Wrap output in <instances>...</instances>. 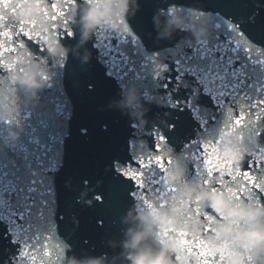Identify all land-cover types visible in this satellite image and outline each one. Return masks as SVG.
Masks as SVG:
<instances>
[{"label":"clouds","instance_id":"clouds-1","mask_svg":"<svg viewBox=\"0 0 264 264\" xmlns=\"http://www.w3.org/2000/svg\"><path fill=\"white\" fill-rule=\"evenodd\" d=\"M47 3L48 0H22L13 19L38 22ZM141 7V0H73L66 10V25L38 23L41 39L33 41L38 48L25 43L26 58L12 61L10 69L3 68L0 152L16 148L28 134L25 114L40 110L44 93L50 87V80L45 76L53 74L51 69L57 65L64 69L70 57L79 61L80 67L89 65L93 49L98 48L97 34L109 38L119 36L125 27L130 30L129 20ZM218 15L206 8L205 0H193L189 6L172 4L167 9L157 8L152 16L154 40L160 44L183 34L176 46L185 48L210 41L215 32L210 18ZM66 36L75 39V43L67 42ZM90 42L92 48L88 47ZM168 72L169 66L163 60L154 59L146 73L152 78L151 86L142 83L143 79L129 78L126 83H119L117 96L101 110H117L138 132L148 131L163 137L165 130L174 127L172 112L157 113L150 118L148 113L152 106L175 109L177 103H183L174 101L170 92L160 91V85L155 83L157 78L165 80ZM221 79L216 74L205 75L203 83L207 92L216 91ZM163 87L167 88V84ZM199 91L200 86L192 87L193 93ZM162 148L170 150L171 155V163L165 165L166 179L162 188L174 190L165 192L163 199L155 197L148 204L138 193H132V203L118 221H113L122 226V238L109 236L104 241L110 252L91 254L84 251L78 256L73 245L65 242L59 264H202L201 256L184 245L185 236L189 241H202L216 257V264L221 261L222 264H264V199L254 193L255 198H234L219 183L213 186V182L243 170L249 158L264 160L261 152L264 140L246 127L225 129L222 125L211 144V172L206 171L208 165L202 160L198 167L204 172L191 178L187 165L173 154V149L165 144ZM168 159L169 155H165L164 160ZM93 199L99 201L101 197L95 195Z\"/></svg>","mask_w":264,"mask_h":264},{"label":"water","instance_id":"water-1","mask_svg":"<svg viewBox=\"0 0 264 264\" xmlns=\"http://www.w3.org/2000/svg\"><path fill=\"white\" fill-rule=\"evenodd\" d=\"M192 3L193 0H141V10L129 20L130 31L140 40L146 53H164L167 49L175 48L183 34H177L172 41L157 44L152 23L154 12L157 8L167 9L172 4L189 6ZM205 3L208 10L218 13L217 17L238 25L250 43L264 50V0H205ZM15 39L24 40L34 49L38 48L23 35ZM66 41L75 43V39L67 36ZM88 47L92 48L91 42ZM186 51L191 54L190 49ZM5 55H11L12 61L20 62L28 54ZM164 62L169 65L170 70L165 73V80H158L156 83L160 85V91L170 92L174 101L183 103H177L175 109L152 106L148 116L154 118L157 113L162 115L166 111L172 112L171 123L174 127L164 131L163 144L171 147L173 154L187 165L188 176L191 178L204 172L198 167L203 160L201 155L203 148L199 142L215 140L223 125L224 113L211 94L204 93L200 88L195 96V103L201 109V113L208 114L207 123L202 127L192 110L186 106V102L193 95L192 87L197 85L195 78L185 74L183 82L178 85L177 65L167 56ZM2 75L4 69L0 68V80L3 79ZM58 80L61 92L48 89L44 93L40 110L31 116L25 114L28 132L30 128H34L36 135L45 142H50L52 136L58 138L59 164L57 170L50 174L53 193L52 218L57 225L59 238L64 243L73 245V251L78 256L84 251L91 254L110 252L104 241L109 236L122 238L120 231L122 226L118 222L113 224V221H118L124 214L132 203L131 194L138 190L135 181L123 176L117 170V165H132L138 168L133 158L134 149L142 142L148 151L156 153L157 139L148 131L138 132L131 127L129 119L119 111L101 110L117 96L119 83H126L129 79L120 81L110 76L98 49H93L91 63L84 67H80L79 61L70 57L66 67L59 69ZM142 83L151 86L152 78L149 76ZM164 84H167V88L163 87ZM185 84L188 86L185 87ZM57 105L62 109L59 113L56 112ZM41 119L45 121L46 128L41 126ZM256 133L264 140V118L256 122ZM27 141L26 135L22 142ZM194 141L197 143L193 144ZM6 151L12 155V150ZM193 155L198 159H189ZM15 158L22 170L23 161L19 156ZM164 163L166 165L168 160H164ZM153 170L157 176L164 175V172L155 165ZM243 170L255 175L259 181L260 166L252 158H249ZM19 175L23 178V171ZM213 186L219 185L213 182ZM249 187L252 194L264 199V192L251 185ZM5 195L7 198L8 194ZM12 195L14 199L15 194ZM95 195H99L101 200H94ZM240 197L247 199L248 194L242 193ZM90 200L91 204L88 203ZM21 250L22 245L13 235L11 226L7 221L0 220V264H19Z\"/></svg>","mask_w":264,"mask_h":264},{"label":"snow or ice","instance_id":"snow-or-ice-1","mask_svg":"<svg viewBox=\"0 0 264 264\" xmlns=\"http://www.w3.org/2000/svg\"><path fill=\"white\" fill-rule=\"evenodd\" d=\"M21 2L22 0H16L13 4V0H0V25H2L0 26V68L10 69L13 66V56H6V53H17L16 56L23 53L25 42L15 39L16 37L23 35L28 41L38 42L41 39L37 31L38 23L66 25V10L73 0H48L38 22L13 19ZM210 19L213 20L215 27L212 39L193 47L176 46L167 49L164 53L155 52L153 56V53L148 54L144 51L140 40L125 27L119 36L105 38L98 33L97 49L108 68V74L120 81L129 78L137 81L145 80L148 77L146 75L148 67L154 59L163 60V63L168 65L164 61L166 56L170 57L177 65L176 71L179 73L176 77L177 84L183 82L182 78L185 74L194 77L196 84L204 93L211 94L224 113L225 129L243 126L255 135L256 122L264 118V50L250 43L238 25L219 17ZM187 49L191 50V54H188ZM51 73L53 74L45 76L50 80L49 90L59 93L61 92L58 80L59 66L52 68ZM211 74L221 76L222 79L220 87L208 93L203 77ZM158 80L159 78L156 81ZM196 94L193 93L186 106L192 110L203 127L207 123L208 114L201 113V109L196 106ZM61 110V106L57 105L56 112L59 113ZM31 114L28 113L29 116ZM10 123L18 122L10 121ZM40 123L42 127H47L43 119ZM205 131L207 132V129ZM27 136L28 141L12 149V155L7 151L0 152V220L7 221L13 235L22 245L19 264H59L65 246L58 236V228L52 218L53 193L50 178V174L57 170L59 164L58 138L52 136L50 142H45L36 135L34 128H30ZM156 139V153L148 151L142 142L134 149L133 158L138 168L132 165L121 168L117 165V170L123 176L135 181L138 186L136 193L146 204L155 197L163 199L165 192L174 190L171 187L162 188L160 185L164 184L166 177L157 176L153 170L155 165L165 172L164 157L165 155L170 157V150L165 151L162 148L164 138L156 137ZM199 144L203 148V160L208 165L206 171L210 173L212 155L209 147L212 140H202ZM261 152L264 153V149ZM15 156H19L23 161L22 170ZM192 159L195 160L197 157L193 155ZM216 159L219 160V156ZM252 160L260 166V169H264V160L259 157ZM168 163H171V159H168ZM21 171L24 174L23 178L19 175ZM260 172L259 181L250 172L240 170L215 183L226 188L234 198H239L242 193L252 198L249 185L264 192V170ZM5 194H8L7 198ZM12 194H15L14 199ZM181 235L185 236L183 233ZM183 243L188 250L196 251L201 256L202 264H216V257L202 241L195 239L189 241L185 236Z\"/></svg>","mask_w":264,"mask_h":264}]
</instances>
